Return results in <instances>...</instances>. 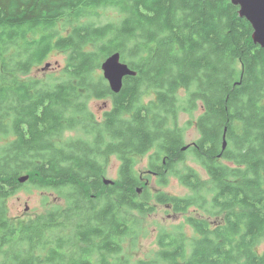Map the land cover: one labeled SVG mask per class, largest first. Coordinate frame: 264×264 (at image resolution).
<instances>
[{
	"label": "trees",
	"instance_id": "16d2710c",
	"mask_svg": "<svg viewBox=\"0 0 264 264\" xmlns=\"http://www.w3.org/2000/svg\"><path fill=\"white\" fill-rule=\"evenodd\" d=\"M100 8L120 18L98 23ZM53 50L67 53L63 76L25 78ZM116 51L137 72L118 93L98 72ZM91 98L112 108L97 117ZM199 109L188 149L207 178L178 166L188 150L178 116ZM10 137L0 264H264V48L232 0H0V140ZM154 148L150 169L189 194L149 189L135 155ZM110 155L120 168L105 183ZM24 175L65 205L12 221L7 199ZM156 204L185 222L158 232L153 258L134 260L126 246Z\"/></svg>",
	"mask_w": 264,
	"mask_h": 264
},
{
	"label": "rangeland",
	"instance_id": "374dc122",
	"mask_svg": "<svg viewBox=\"0 0 264 264\" xmlns=\"http://www.w3.org/2000/svg\"><path fill=\"white\" fill-rule=\"evenodd\" d=\"M97 12L99 14L95 18L98 23H104L120 18L117 11L113 8H100ZM60 28H63V25H60ZM66 59L67 53L65 51L53 50L49 53L43 63L35 64L25 78L31 77L32 79L51 80L52 78L63 76L62 69L65 66ZM48 63L50 66L47 67ZM98 72L104 76L102 69ZM181 92L184 93L183 90ZM89 107L97 117H100L105 110L110 109L109 107H111V103L108 98H91L89 101ZM200 112L201 109L193 114L180 112L178 116V124L184 129L186 145L193 146L201 136V133L196 126V119ZM189 122L192 123L190 124ZM78 134L79 133L76 131H68L66 132V137L76 136ZM11 138L12 137L8 139L2 138L0 144L6 142V140H11ZM154 151L155 148L151 149L146 154L135 155V167L138 174L143 175L145 177L144 179L149 176V189L155 192L160 190L167 191L170 194L181 196L189 194V188L180 181V178L177 175L169 174L165 177V180H160L161 176L151 175L147 172L149 168V157ZM178 164L179 169L183 171L187 167H192L195 168L204 178L208 177L205 169L200 162L196 160L194 153L191 152L190 149L187 150L184 161ZM119 165L120 161L118 157L116 155H110L107 159L105 177L111 180L116 179L120 168ZM54 205L64 206L65 202L54 193H44V190L38 189L31 183L24 184L17 192L7 199L9 216L12 218V221L15 222H22L41 216L53 208ZM185 216L186 214L184 213H176L169 207L163 206L162 204H156V210L152 214L144 216L136 243L134 245L126 246L125 253H130L134 260L140 258H153L158 249V232L163 228L173 229L177 224L185 222ZM187 228L190 232V227L188 226ZM257 249L260 252L264 250V240L257 245Z\"/></svg>",
	"mask_w": 264,
	"mask_h": 264
},
{
	"label": "water",
	"instance_id": "95a60500",
	"mask_svg": "<svg viewBox=\"0 0 264 264\" xmlns=\"http://www.w3.org/2000/svg\"><path fill=\"white\" fill-rule=\"evenodd\" d=\"M232 3L239 7V14L245 17L253 27V39L255 43L264 48V0H232ZM50 64H47V67ZM104 77L109 82L113 92L118 93L123 87L126 76L136 75L137 72L129 64L121 59V53L116 51L106 57L101 64ZM227 146L226 140L224 147ZM189 145L183 149L187 150ZM28 175L20 177L21 182H25ZM105 183H111V179H104Z\"/></svg>",
	"mask_w": 264,
	"mask_h": 264
},
{
	"label": "flooded vegetation",
	"instance_id": "af4514ba",
	"mask_svg": "<svg viewBox=\"0 0 264 264\" xmlns=\"http://www.w3.org/2000/svg\"><path fill=\"white\" fill-rule=\"evenodd\" d=\"M110 100V99H109ZM110 103H111V107H109L110 109L112 108V102H111V100H110ZM106 106H108V105H106ZM110 109H107V110H110ZM106 111V110H105ZM104 111V112H105ZM104 112H103V114H104ZM103 114H102V116H103ZM102 116H100L101 118H102ZM119 159V158H118ZM149 160H150V157H149ZM120 161V160H119ZM150 166V162L148 163V167ZM149 174H151V172L152 173H154L155 175H158L159 174V172H157L156 170H154V169H150V167L148 168V171H147ZM141 177H143V175H141V174H139ZM152 175V174H151ZM145 178V177H144ZM147 183V185L149 186V184H150V181H147L146 182ZM260 252V251H259Z\"/></svg>",
	"mask_w": 264,
	"mask_h": 264
}]
</instances>
